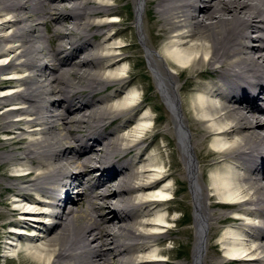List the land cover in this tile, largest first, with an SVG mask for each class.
<instances>
[{
    "label": "bare ground",
    "instance_id": "6f19581e",
    "mask_svg": "<svg viewBox=\"0 0 264 264\" xmlns=\"http://www.w3.org/2000/svg\"><path fill=\"white\" fill-rule=\"evenodd\" d=\"M122 1L0 0L2 257L264 264V0Z\"/></svg>",
    "mask_w": 264,
    "mask_h": 264
},
{
    "label": "rangeland",
    "instance_id": "374dc122",
    "mask_svg": "<svg viewBox=\"0 0 264 264\" xmlns=\"http://www.w3.org/2000/svg\"><path fill=\"white\" fill-rule=\"evenodd\" d=\"M122 4L126 3L125 0H123L121 2ZM133 8V4L132 2H130L129 4V10L131 13L135 14L134 13V8ZM126 10V9H125ZM132 36L135 37V40H136V44H137V47L141 50L140 52H136V55L138 56V59L142 60L140 64H136L134 67H133V70L136 69H142L148 76H149V79H153L152 78V72L149 68V63H148V59L146 57V54L144 53V49L142 48V45L139 41V38L137 36V30L135 28V25H132V29L129 30L128 32V38H131ZM143 83H147V81H144ZM148 83H150V81H148ZM151 83H153L151 81ZM146 94H150V95H156L157 94V98H158V101L159 103H161V105L164 107V102L161 100V95L160 93H158V91L156 90L155 88V85L153 84L152 87L149 89V91H143L142 92V97H144V95ZM159 113H161L159 110L155 111L154 114L155 115H158ZM161 120L158 122V127L156 128V130H164V113H162L161 115ZM158 142H160L161 145H163V140L162 139H159ZM177 201H174L173 204H176ZM0 209H1V206H0ZM181 214V213H179ZM174 231L172 232L171 236L169 237V239L164 243V247L165 248H168L169 249V261L168 263L169 264H184L186 262L185 260V257L180 255L179 256V247H178V244H177V239H178V235L176 233V230L177 228H179V226H177V223H174V225L172 226ZM0 231H2L0 229ZM0 264H36V263H33V262H29L27 260H24V261H19L17 259H7L5 260L3 257H2V249L0 247Z\"/></svg>",
    "mask_w": 264,
    "mask_h": 264
}]
</instances>
